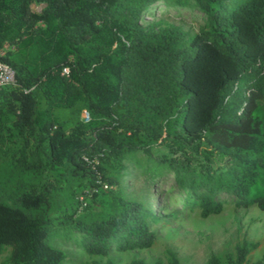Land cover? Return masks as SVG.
Here are the masks:
<instances>
[{
	"label": "trees",
	"instance_id": "16d2710c",
	"mask_svg": "<svg viewBox=\"0 0 264 264\" xmlns=\"http://www.w3.org/2000/svg\"><path fill=\"white\" fill-rule=\"evenodd\" d=\"M158 1L0 0V61L15 75L0 89L5 264H65L60 237L97 257L152 248L167 219L117 186L128 158L149 190L172 176L182 211H264V0H192L207 18L192 37L141 26ZM27 48L29 62L14 59ZM155 145L167 154L152 158ZM259 247L243 239L205 264H264Z\"/></svg>",
	"mask_w": 264,
	"mask_h": 264
},
{
	"label": "rangeland",
	"instance_id": "374dc122",
	"mask_svg": "<svg viewBox=\"0 0 264 264\" xmlns=\"http://www.w3.org/2000/svg\"><path fill=\"white\" fill-rule=\"evenodd\" d=\"M44 5L31 4V10L39 13ZM141 26L145 30L158 31L162 28H178L192 37L207 28V18L194 6L192 0H159L141 17ZM25 53L15 52V60L29 62ZM3 56V53H0ZM162 145L152 147V158L167 154ZM143 158H142V157ZM137 158L144 163V155ZM118 183L129 197L145 198L147 195L156 199L152 206L162 216H166L164 225L153 228L157 234L156 244L147 250L125 253L113 252L108 257L89 256L77 247L73 241L60 237L54 245L66 252L65 264H86L92 260L104 262L112 259L116 264H128L132 259H143L146 264L161 260L167 264L163 256L166 249L172 250L181 264H205L208 258L233 251L243 239L258 242L260 247L251 254L253 261L259 260L264 252V211L258 208L236 209L226 206L219 215L202 218L199 211H182L183 196H174L175 183L172 178L164 183L156 182L153 190H149L147 175L131 158L124 160L117 167ZM115 189V186L111 187ZM8 250L0 255V264H5Z\"/></svg>",
	"mask_w": 264,
	"mask_h": 264
},
{
	"label": "built area",
	"instance_id": "2783aa9c",
	"mask_svg": "<svg viewBox=\"0 0 264 264\" xmlns=\"http://www.w3.org/2000/svg\"><path fill=\"white\" fill-rule=\"evenodd\" d=\"M62 73L67 75L68 69L64 68L62 70ZM14 84H15L14 71L10 68V66H8L7 64L0 61V89L4 86L14 85ZM82 119L84 122H87L88 121V114L83 113ZM84 160L90 164L97 163L95 160H88L87 158H84ZM103 188L106 189L107 186H103Z\"/></svg>",
	"mask_w": 264,
	"mask_h": 264
}]
</instances>
